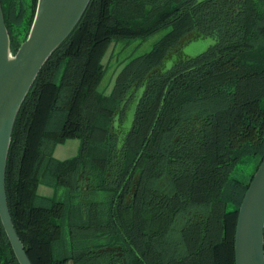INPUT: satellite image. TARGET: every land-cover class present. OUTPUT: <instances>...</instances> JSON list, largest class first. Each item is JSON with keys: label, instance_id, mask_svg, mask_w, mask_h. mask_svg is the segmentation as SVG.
<instances>
[{"label": "trees", "instance_id": "obj_1", "mask_svg": "<svg viewBox=\"0 0 264 264\" xmlns=\"http://www.w3.org/2000/svg\"><path fill=\"white\" fill-rule=\"evenodd\" d=\"M15 54L38 0H1ZM171 27L101 91L116 42ZM212 38L170 68L172 51ZM133 117L129 123V115ZM79 139V154L54 157ZM264 159V0H92L17 116L6 191L33 264H236L239 208ZM55 179L70 205L41 196ZM66 230V232H65ZM0 264H20L0 218Z\"/></svg>", "mask_w": 264, "mask_h": 264}, {"label": "water", "instance_id": "obj_2", "mask_svg": "<svg viewBox=\"0 0 264 264\" xmlns=\"http://www.w3.org/2000/svg\"><path fill=\"white\" fill-rule=\"evenodd\" d=\"M92 0H38L26 41L13 54L0 0V218L20 264H33L10 213L6 171L19 111L43 67L70 36ZM236 264H264V159L239 208Z\"/></svg>", "mask_w": 264, "mask_h": 264}, {"label": "rangeland", "instance_id": "obj_3", "mask_svg": "<svg viewBox=\"0 0 264 264\" xmlns=\"http://www.w3.org/2000/svg\"><path fill=\"white\" fill-rule=\"evenodd\" d=\"M170 31L171 27H166L147 38L121 40L111 46L105 59V64L108 69L100 86L101 91L110 93L122 67L132 59L150 52ZM213 43L214 40L212 38H199L186 42L180 48L171 52L170 58L166 61V68H170L180 58H189L199 55L206 51ZM133 110L134 108L129 115V123L132 121ZM80 146L81 141L79 139H68L65 143L57 146L54 152V157L58 160L72 158L79 154ZM257 162L258 159H250L247 163H242L235 176L247 181L252 174H255ZM42 181L40 192L41 196L45 198V201L43 202L45 205H49L52 199L64 201L67 205L71 204L68 190L58 187L55 179L52 177H46Z\"/></svg>", "mask_w": 264, "mask_h": 264}, {"label": "flooded vegetation", "instance_id": "obj_4", "mask_svg": "<svg viewBox=\"0 0 264 264\" xmlns=\"http://www.w3.org/2000/svg\"><path fill=\"white\" fill-rule=\"evenodd\" d=\"M81 147V146H80ZM56 150V149H55ZM77 156V155H76ZM75 157V156H74ZM73 158V157H72ZM68 159H70V158H68ZM65 160H67V159H65Z\"/></svg>", "mask_w": 264, "mask_h": 264}]
</instances>
